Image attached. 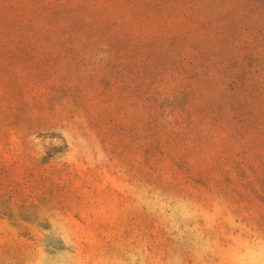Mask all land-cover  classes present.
Instances as JSON below:
<instances>
[{"label":"rangeland","instance_id":"obj_1","mask_svg":"<svg viewBox=\"0 0 264 264\" xmlns=\"http://www.w3.org/2000/svg\"><path fill=\"white\" fill-rule=\"evenodd\" d=\"M0 264H264V0H0Z\"/></svg>","mask_w":264,"mask_h":264}]
</instances>
